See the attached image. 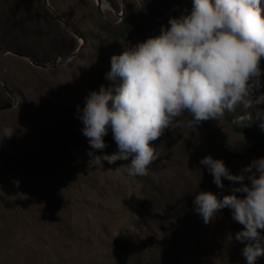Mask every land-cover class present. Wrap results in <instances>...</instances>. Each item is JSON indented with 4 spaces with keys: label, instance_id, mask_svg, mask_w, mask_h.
<instances>
[{
    "label": "rangeland",
    "instance_id": "rangeland-1",
    "mask_svg": "<svg viewBox=\"0 0 264 264\" xmlns=\"http://www.w3.org/2000/svg\"><path fill=\"white\" fill-rule=\"evenodd\" d=\"M192 6L0 0V106L14 105L0 110V132L14 130L0 141V264H246L235 240L243 226L231 210L205 224L193 203L200 190L231 194L233 182L223 180V190L213 183L205 156L233 174L264 157V147L234 128L242 109L195 128L181 118L153 142L158 158L146 176H130V160H93L82 134L77 106L112 83L111 56L159 35ZM104 140V153L117 151L110 130Z\"/></svg>",
    "mask_w": 264,
    "mask_h": 264
},
{
    "label": "clouds",
    "instance_id": "clouds-1",
    "mask_svg": "<svg viewBox=\"0 0 264 264\" xmlns=\"http://www.w3.org/2000/svg\"><path fill=\"white\" fill-rule=\"evenodd\" d=\"M146 3L138 0L139 10ZM168 24L159 35L112 55L106 73L112 83L90 91L84 107L77 106L88 155L108 164L130 160V176L148 174L158 158L153 142L185 123L181 118L195 128L210 120L219 124L227 113L242 109L233 117L235 126H248L254 111L264 129V0H193L190 12L184 9ZM109 130L117 146L112 154L103 152ZM13 134L4 128L0 141ZM200 164L219 189L225 179L233 185L227 195L200 190L193 201L196 212L209 224L230 209L243 226L235 233L244 245L241 254L246 264H257L264 256V157L239 174L211 155Z\"/></svg>",
    "mask_w": 264,
    "mask_h": 264
},
{
    "label": "trees",
    "instance_id": "trees-1",
    "mask_svg": "<svg viewBox=\"0 0 264 264\" xmlns=\"http://www.w3.org/2000/svg\"><path fill=\"white\" fill-rule=\"evenodd\" d=\"M181 1L182 3L186 4L188 0H181ZM260 124H261V120L256 119V116L254 113L252 122L248 126L242 128V127H237L234 125V128L237 131L244 132L248 134L250 137H252L253 139H255V141L257 142V147L255 149H257V148L264 147V129L260 127Z\"/></svg>",
    "mask_w": 264,
    "mask_h": 264
},
{
    "label": "water",
    "instance_id": "water-1",
    "mask_svg": "<svg viewBox=\"0 0 264 264\" xmlns=\"http://www.w3.org/2000/svg\"><path fill=\"white\" fill-rule=\"evenodd\" d=\"M98 2H99V4H100V2H101V0H98ZM58 18H60V20H62L63 22H64V24L67 26V27H69L68 26V24L60 17V15H58ZM70 28V27H69ZM6 52H8V51H4L2 54H5ZM9 52H12V53H14V54H19L18 52H16V51H9ZM39 66H41V67H44V68H47V67H49V66H51V64L50 65H48V64H44V65H39ZM0 84H1V82H0ZM7 92L14 98V99H16V96H15V94H14V92L12 91V90H10V89H7ZM14 105L13 104H6V105H3V106H0V110H4V109H8V108H11V107H13Z\"/></svg>",
    "mask_w": 264,
    "mask_h": 264
}]
</instances>
